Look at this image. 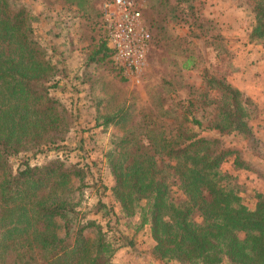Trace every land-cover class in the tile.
I'll use <instances>...</instances> for the list:
<instances>
[{"label": "trees", "instance_id": "obj_1", "mask_svg": "<svg viewBox=\"0 0 264 264\" xmlns=\"http://www.w3.org/2000/svg\"><path fill=\"white\" fill-rule=\"evenodd\" d=\"M84 1L92 0H65L76 6ZM189 1L177 0V6ZM252 11L249 38L264 40V0H252ZM103 30L69 77L55 47L41 46L35 39L28 5L0 0V264H113L115 248L102 226L79 210L83 192L98 188V178L87 175L86 165L67 164L60 156L30 163L37 155L69 151L62 143L79 125L74 78L82 72L89 77L87 70L101 64L121 74ZM205 82L220 97L219 120L208 127L219 136L187 134L184 129L156 134L150 109H141L135 120L125 104L100 114L101 101L96 100L101 125L125 128L113 134L105 157L114 181L111 192L125 217L138 214L149 224L152 252L158 258L177 264H264V193L249 210L222 183L227 176L219 172L224 159L235 153L221 148L220 136L252 138L254 105L223 79L206 74ZM56 91L70 93L68 103ZM194 109V101H187L182 121L202 127ZM136 129L143 132L137 136ZM235 166L242 162L237 159ZM102 189L105 193L107 187ZM102 198L94 211L112 218L113 207Z\"/></svg>", "mask_w": 264, "mask_h": 264}, {"label": "rangeland", "instance_id": "obj_2", "mask_svg": "<svg viewBox=\"0 0 264 264\" xmlns=\"http://www.w3.org/2000/svg\"><path fill=\"white\" fill-rule=\"evenodd\" d=\"M107 1L110 0L84 1L81 6H76L65 0H20L32 12L35 39L41 46L55 47L65 61L69 77L83 64L87 49L103 36L99 13ZM134 1L140 6L144 27L150 35L142 64L131 70L116 65L121 69L120 75L110 71L107 65H95L87 70L89 77L81 75L82 72L79 78H74L73 84L79 88V125L62 143L69 151H50L37 155L30 163L41 164L60 156L67 164L86 165L87 175L98 178V188L89 187L83 192L79 210L85 218L97 219L102 226L115 248L111 258L113 264H169L172 260L153 255L155 242L149 224H143L138 214L125 217L112 195L114 181L105 157L111 149L113 134L121 133L125 128L101 125L96 120L99 114L96 100L101 101L100 114L110 113L125 104L128 114L135 120L139 119L141 109H150L156 134L173 135L184 129L189 131L187 134L219 136L208 131V127L219 120L220 97L216 90L207 86L205 75L223 79L237 88L236 82L245 69L244 53L254 24V12L252 0H190L180 7L177 0ZM255 47L264 54V40H254L252 48ZM262 79L264 75L261 76V87L246 93L257 104L264 103ZM54 95L65 104L71 96L60 91ZM189 100L194 101L193 112L201 119L202 127L182 121L187 116ZM253 105L249 120L252 138L243 134L220 136L221 148L235 152L220 166L219 172L227 176L222 183L235 190L249 210L255 208L258 194L264 193V120H259L254 101ZM134 132L139 136L143 131L136 129ZM237 159L242 162L239 168L235 166ZM87 181L91 183V177ZM102 186L107 187L105 193ZM173 190L176 191L175 186ZM174 195L178 196V192ZM99 196L113 207L112 218L95 213ZM144 204L142 201L140 206ZM173 264L177 263L173 261ZM221 264L229 263L223 261Z\"/></svg>", "mask_w": 264, "mask_h": 264}, {"label": "built area", "instance_id": "obj_3", "mask_svg": "<svg viewBox=\"0 0 264 264\" xmlns=\"http://www.w3.org/2000/svg\"><path fill=\"white\" fill-rule=\"evenodd\" d=\"M102 21L113 61L121 69L142 64L150 35L144 27L140 6L134 0H110L102 7Z\"/></svg>", "mask_w": 264, "mask_h": 264}, {"label": "crops", "instance_id": "obj_4", "mask_svg": "<svg viewBox=\"0 0 264 264\" xmlns=\"http://www.w3.org/2000/svg\"><path fill=\"white\" fill-rule=\"evenodd\" d=\"M246 42L247 46L245 47V57L243 60V68L245 69L242 71L243 74H241V76L238 78L236 87L244 95L248 96L247 94L251 93L252 89H258L259 87H261L260 80L261 76L264 75V54H262L259 48H252V46L254 45V40L251 41L249 39ZM249 71H251V73ZM253 101L258 107V118H260L259 120H264V103L258 102L257 104L255 100ZM260 105L262 106L259 108ZM168 263L173 264V261H169Z\"/></svg>", "mask_w": 264, "mask_h": 264}]
</instances>
